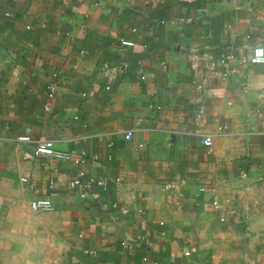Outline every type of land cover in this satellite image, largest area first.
I'll return each instance as SVG.
<instances>
[{"label":"crops","instance_id":"crops-1","mask_svg":"<svg viewBox=\"0 0 264 264\" xmlns=\"http://www.w3.org/2000/svg\"><path fill=\"white\" fill-rule=\"evenodd\" d=\"M257 45L264 0H0V264H264Z\"/></svg>","mask_w":264,"mask_h":264},{"label":"built area","instance_id":"built-area-1","mask_svg":"<svg viewBox=\"0 0 264 264\" xmlns=\"http://www.w3.org/2000/svg\"><path fill=\"white\" fill-rule=\"evenodd\" d=\"M122 43L125 45H132L133 41L131 39L123 38ZM244 60H250L251 62H264V46H262V45L255 46L253 54L249 58H244ZM47 108H49V107H47ZM131 134H132V132L128 131L126 133V137L130 138ZM203 142L205 144L210 143L211 137L206 136L203 139ZM35 154L37 156H55L58 158H69L70 157L69 152L58 150L55 147L54 141L52 139H48V138H42L38 141L36 149H35ZM22 180L26 181L27 177L23 176ZM76 181H78V180H76ZM95 182H97L99 185H101L103 187H105L107 184V181L104 178H99ZM213 202H214V205H216V206L219 205L218 201L215 200ZM31 205L35 210L50 209V208H52V200L48 196H42V197H38V198L33 199L31 202ZM125 210H127V209L125 208Z\"/></svg>","mask_w":264,"mask_h":264}]
</instances>
